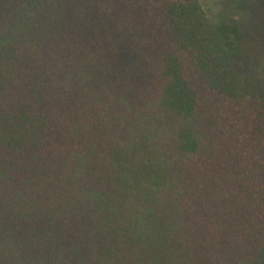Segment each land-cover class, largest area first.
Instances as JSON below:
<instances>
[{"label": "trees", "instance_id": "16d2710c", "mask_svg": "<svg viewBox=\"0 0 264 264\" xmlns=\"http://www.w3.org/2000/svg\"><path fill=\"white\" fill-rule=\"evenodd\" d=\"M249 49L200 0H0V264H264Z\"/></svg>", "mask_w": 264, "mask_h": 264}, {"label": "rangeland", "instance_id": "374dc122", "mask_svg": "<svg viewBox=\"0 0 264 264\" xmlns=\"http://www.w3.org/2000/svg\"><path fill=\"white\" fill-rule=\"evenodd\" d=\"M209 16L214 18L224 13L239 19L246 32L249 54L244 56L248 69L256 67L264 75V0H200ZM252 4L248 13L241 14V4ZM247 68V67H246Z\"/></svg>", "mask_w": 264, "mask_h": 264}]
</instances>
